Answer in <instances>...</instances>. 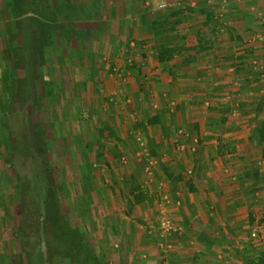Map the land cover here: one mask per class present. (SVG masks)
Here are the masks:
<instances>
[{
	"label": "crops",
	"instance_id": "0c3cea01",
	"mask_svg": "<svg viewBox=\"0 0 264 264\" xmlns=\"http://www.w3.org/2000/svg\"><path fill=\"white\" fill-rule=\"evenodd\" d=\"M67 1L71 12H61L55 31H43L37 65L42 72L67 66L56 78V95L46 96L58 99L62 115L70 113L63 104L77 102L70 111L83 155L73 157V166L87 188L78 183L73 190L94 220L102 215L103 254L113 264L261 262L264 9L255 5L261 0ZM11 2L0 0V14L8 15L0 56L13 59L10 37L28 39L35 27L16 30L15 21L34 15L11 17ZM65 48L76 55L71 63L45 59L44 51ZM83 51L87 57L78 59ZM0 65L5 81L2 59ZM41 79L53 82L49 72ZM2 178L8 191L0 185V227L13 221L16 194L10 167L0 170Z\"/></svg>",
	"mask_w": 264,
	"mask_h": 264
},
{
	"label": "rangeland",
	"instance_id": "374dc122",
	"mask_svg": "<svg viewBox=\"0 0 264 264\" xmlns=\"http://www.w3.org/2000/svg\"><path fill=\"white\" fill-rule=\"evenodd\" d=\"M35 1L39 7L43 8L41 3L45 0ZM61 2L62 0L51 2L56 7L57 20H62V11L71 12L72 10V8H61ZM257 4L260 9H264V0L255 3ZM1 13L0 28L4 20L8 18L4 11ZM24 26H30V24L24 21L22 27ZM33 35L31 34V37ZM25 36L19 33L10 39L18 45L22 44ZM55 37L56 35H54V41H56ZM72 41L75 42V39L72 38ZM87 53L83 51L77 58H86ZM15 55L13 59L8 58V54L5 56L4 52L0 56L7 72L6 80L0 81V170L10 167L16 180L15 207L11 208L13 221L9 226L0 227V229L3 228L1 237L4 236L1 239L5 241L1 247V264H84L87 261V264H97V262L113 264V261L103 254L102 250L106 248V245L99 240L104 237L106 229L103 224H97V220H100L102 215L94 220L87 200L84 197L81 199L75 197L73 190L79 183L76 181L73 157L83 155V152L79 153L75 146L76 136L73 130L75 127L72 126L74 117L70 111L76 107L77 102L75 99H70L63 104L69 107L70 113L62 115L57 112L60 105L58 99L55 96H46V92L49 93V91H53L56 95L60 88L56 78L61 73H67V66L64 69L65 72L62 67L58 69L55 65L51 66L49 71H43L51 74L53 82L48 83L41 79L43 72L37 65L42 56L38 45L32 44L31 51L29 48ZM44 56L51 62L64 59L66 63L67 61L71 63L73 58H76V55L66 48L58 49V51L46 50ZM62 118L66 119L64 124H62ZM45 141L47 146L44 145ZM43 179L53 182L49 184L52 186L54 198L59 202L60 218L65 224L62 229L66 234H68L67 229L78 230L84 237L88 251H82L81 254L83 253L85 258H76L72 256V252H65L61 246H56L57 242H50L49 237L57 232L49 225L50 218L46 219L42 216L41 206L45 201L44 191L41 189ZM0 185L5 194L8 191L7 180L2 178ZM78 186H81L82 191L87 188L80 183ZM42 224L48 225L44 234L40 232L43 231ZM7 232L11 235L10 240H8ZM58 236L60 238L62 233L59 232ZM42 237L49 241L51 250H46L45 243L41 241ZM91 255L96 256L97 261L93 262ZM258 264H264V259Z\"/></svg>",
	"mask_w": 264,
	"mask_h": 264
},
{
	"label": "trees",
	"instance_id": "16d2710c",
	"mask_svg": "<svg viewBox=\"0 0 264 264\" xmlns=\"http://www.w3.org/2000/svg\"><path fill=\"white\" fill-rule=\"evenodd\" d=\"M54 3V0H45L43 1V3H41V5L43 4V8L39 7V4H36L37 1L35 0H28V2L26 3V0H12L11 2V7L12 10L10 12V16L11 17H21L24 16L26 13L31 12L34 15V17H29L26 20H24V18L17 20L13 23V25H15L16 30L20 31L22 29V25H23V21L28 22L30 24V26H32L33 28L35 27V33L33 35V37H31L30 35V40L26 39V36L24 37L22 44H16L15 42H13V40H10V46L12 48V52L13 54H16L15 56H17V53L23 52L25 50V46L28 47V49L32 48V44H36L38 45V47H40V44L42 43L41 41L44 40V30L46 28H49V30L53 29L54 31L55 29V22L57 20L56 17V7L51 4V2ZM46 2V3H45ZM49 3V4H48ZM61 8L65 9V8H71L68 4L67 0H62L61 2ZM49 22V24L47 23ZM53 24V25H52ZM52 27V28H51ZM23 31V30H22ZM19 34V32H18ZM16 35V34H14ZM43 38V39H42ZM32 43V44H31ZM24 44V45H23ZM166 54V52H162L160 53V59H163V56ZM17 58V57H16ZM43 176V175H42ZM43 178H45L43 176ZM50 182V181H49ZM48 181H46V179L42 180L41 183V189L42 191H44V197H45V201L41 206V211L43 212V217L47 219L50 218V221L48 222L49 225L52 227V229L57 232V234L51 235V237H49L51 239V243L53 242H57L56 246H61V248L63 249V251L65 252H72V256L76 257V258H85V256L83 255V253L81 254L82 251H88L87 245H85V240L84 237H82L81 233L78 232V230H69L68 234H66L65 230L62 229V227H65V224L62 223V219L60 218V206H59V202L54 198V194L52 193V186L51 184H53V182L51 184H49ZM142 198V196L138 195L136 196V201H140ZM43 226V228H42ZM47 226L48 225H41V228L43 231V234L46 232L47 230ZM59 232L62 233V236H58ZM42 234V233H41ZM61 235V234H60ZM66 235V236H65ZM46 236V235H45ZM49 236V235H48ZM41 241H43L45 243V247L46 250L49 251V241L45 239V237H42ZM51 250V249H50ZM93 258V262H95L96 260V256H92ZM85 260V259H84ZM97 261V260H96ZM87 262H84V264H87ZM83 264V263H81ZM98 264V262H97Z\"/></svg>",
	"mask_w": 264,
	"mask_h": 264
},
{
	"label": "built area",
	"instance_id": "2783aa9c",
	"mask_svg": "<svg viewBox=\"0 0 264 264\" xmlns=\"http://www.w3.org/2000/svg\"><path fill=\"white\" fill-rule=\"evenodd\" d=\"M164 7V5H161L160 6V8H163ZM177 149H178V147H177ZM190 173V172H189ZM162 225L163 226H166L164 223H162ZM250 239L252 240V241H256L257 239H258V235L255 233V232H253V233H251L250 234Z\"/></svg>",
	"mask_w": 264,
	"mask_h": 264
}]
</instances>
